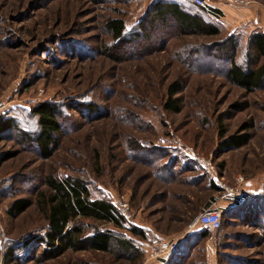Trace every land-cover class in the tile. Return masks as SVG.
Instances as JSON below:
<instances>
[{
  "label": "rangeland",
  "instance_id": "1",
  "mask_svg": "<svg viewBox=\"0 0 264 264\" xmlns=\"http://www.w3.org/2000/svg\"><path fill=\"white\" fill-rule=\"evenodd\" d=\"M154 1L0 0V117H12L19 129L33 132L38 128L33 105L55 101L66 120L49 159L21 142L15 130L2 134L0 262L11 243L22 245L44 226L36 201L39 193H48L43 177L52 174L83 178L92 196L126 201L131 223L165 234L184 231L210 197L221 205L226 196H236L241 208L227 220L219 258L213 239L214 264H264V203L241 193L244 183L259 185L264 178V86L249 91L231 84L213 50L233 33L240 60L248 33L264 25L225 26L219 19L217 36L180 35L173 27L163 32L156 25L151 40L123 44L106 30L107 19L121 18L128 32L138 31ZM254 2L264 10V0ZM174 79L183 83L179 112L163 108L166 85ZM77 102H91L97 110H79ZM224 131L248 132L251 138L226 150L220 145ZM179 142L210 160L214 170L194 158L192 170L179 169V161H186ZM167 149L176 155L172 161ZM6 153L12 156L1 161ZM161 166L168 168L165 178L157 173ZM18 198L32 204L13 217L8 209ZM33 246L17 255H28ZM43 264L130 263L102 252L68 251ZM186 264H206L203 242Z\"/></svg>",
  "mask_w": 264,
  "mask_h": 264
},
{
  "label": "trees",
  "instance_id": "2",
  "mask_svg": "<svg viewBox=\"0 0 264 264\" xmlns=\"http://www.w3.org/2000/svg\"><path fill=\"white\" fill-rule=\"evenodd\" d=\"M186 1L196 9H188L179 0H155L151 3L148 21L141 23L138 31L128 32L121 18L107 19L104 26L110 35L122 44L141 39L151 40V31L157 27L156 25L161 26L159 30L163 32L173 27L180 35L217 36L222 33L219 19L223 16V12L219 8L212 6L205 8L194 5L190 0ZM238 48L239 41L233 33H229L214 44V56L224 77L234 86L245 90L263 88L264 30L255 29L248 33L240 60L237 59ZM182 90L183 83L177 79L166 85L163 101V108L166 111H180L179 94ZM76 108L89 113L97 110L96 105L91 102H77ZM31 111L37 116L38 128L35 131L27 132L19 129L12 117L3 115L0 117V139L5 131L15 130L21 142L27 141L40 158L49 159L60 146L59 135L66 121L64 111L55 101L37 102ZM250 138L248 132L226 134L224 131L221 133L220 145L226 150L236 149L248 144ZM181 149L186 161H179V169L192 170V166L195 165L194 159L183 148ZM167 150L168 160L172 161L176 155L171 149ZM11 156V153L3 154L1 161ZM159 167L157 173L160 177L165 178L166 173L169 175L168 168ZM162 171L165 173L162 174ZM43 184L47 186L48 193H39L36 204L45 219L44 226L22 245L11 243L5 249L0 264H21L23 260L43 264L61 257L68 251L102 252L109 254L115 261H125L130 264L144 263L146 255L140 243L145 240L146 233L152 230L126 219L119 211L115 200L106 196H92L87 182L80 177L67 175L58 179L52 174H47L43 177ZM211 188L218 190L214 183L211 184ZM246 198L253 200L254 203H264V194L260 192L247 194ZM225 199L232 200L235 204L221 209L217 228L212 230L197 223L201 226L199 229L187 236L181 244L178 243L174 251L158 260H161L162 264H186L192 256L193 248L209 236L214 239L219 258L218 250L224 243L222 240L226 236L224 227L227 220L236 218L237 211L241 208V199L239 200L238 197L230 194ZM214 201L215 199L210 197L203 210L211 206ZM31 204L30 199H15L8 209V214L16 217ZM140 239L142 241L139 243ZM187 242L188 245L185 246ZM29 244L34 246L28 255L24 257L17 255L18 250Z\"/></svg>",
  "mask_w": 264,
  "mask_h": 264
},
{
  "label": "built area",
  "instance_id": "3",
  "mask_svg": "<svg viewBox=\"0 0 264 264\" xmlns=\"http://www.w3.org/2000/svg\"><path fill=\"white\" fill-rule=\"evenodd\" d=\"M194 5L201 6L207 8L209 5V0H190ZM225 3L234 4L237 6H247L252 4L255 0H220ZM181 148H183L188 155L192 158L198 160L205 169L214 170L213 164L210 160L199 156L196 154L195 150L191 146L183 145L182 143H178ZM239 182L243 181L242 177H239ZM227 192H231V188H225ZM258 192L264 194V178L259 183ZM117 207L119 211L123 214V216L128 219L130 217L129 206L126 201L117 200ZM220 215L221 209L217 206H209L208 208L199 212L194 221L190 225H194L196 223L206 226L212 230L217 228L220 223ZM129 220V219H128ZM178 241L176 240H166L165 238L159 236L154 231H149L146 233L145 240L140 243L141 247L145 251L146 260H156L159 259L172 251H174L177 247Z\"/></svg>",
  "mask_w": 264,
  "mask_h": 264
},
{
  "label": "crops",
  "instance_id": "4",
  "mask_svg": "<svg viewBox=\"0 0 264 264\" xmlns=\"http://www.w3.org/2000/svg\"><path fill=\"white\" fill-rule=\"evenodd\" d=\"M209 5L212 7H217L223 12V16L220 19H224L226 23H224L225 26L231 25H242V24H251L256 23L260 25H264V10L259 6L257 3L253 2L250 5L247 6H237L230 3H225L220 0H209ZM241 183V182H240ZM259 185L253 183V184H247L244 183L241 186V193L245 194L247 192L251 193H257L258 192ZM240 193V196H241ZM248 194V193H247ZM223 204L217 205L218 201L215 200L212 205L217 206L220 209L228 206H233L235 203L232 200L225 199L223 200ZM138 225V224H137ZM140 226V225H139ZM201 226L197 223L194 225H188L184 231L176 234H165V233H159L162 235L163 238L166 240H176L179 244H181L187 236L192 235L197 229H199ZM188 245L185 243V246ZM203 246H204V254L206 259V264H214L215 263V248L213 243V237L209 236L205 240H203ZM163 262L161 260H145L143 264H162Z\"/></svg>",
  "mask_w": 264,
  "mask_h": 264
}]
</instances>
